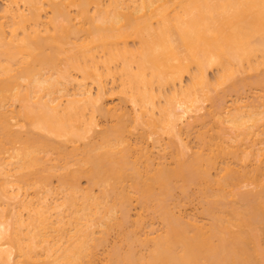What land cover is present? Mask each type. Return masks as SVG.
I'll use <instances>...</instances> for the list:
<instances>
[{"label":"bare ground","instance_id":"obj_1","mask_svg":"<svg viewBox=\"0 0 264 264\" xmlns=\"http://www.w3.org/2000/svg\"><path fill=\"white\" fill-rule=\"evenodd\" d=\"M0 264H264V0H4Z\"/></svg>","mask_w":264,"mask_h":264},{"label":"rangeland","instance_id":"obj_2","mask_svg":"<svg viewBox=\"0 0 264 264\" xmlns=\"http://www.w3.org/2000/svg\"><path fill=\"white\" fill-rule=\"evenodd\" d=\"M4 2V0H0V6L2 5V3ZM211 74H213V72H209V75L211 76ZM186 78V77H185ZM111 87V83L110 82H107V84H106V88H110ZM95 87L94 86H92V91L94 92L95 90ZM247 92H249V91H247ZM249 94H251L250 92H249ZM228 95V94H227ZM225 96L226 98V100H230V98H228L229 96ZM233 96V95H232ZM246 99H247V97H246ZM248 99H249V96H248ZM110 102V101H109ZM208 102V101H207ZM207 102H205V108L203 107V109H201L200 111H202V112H204V109H207V107H209V105H208V103ZM208 105V106H207ZM206 111V110H205ZM262 136V135H261ZM164 139H165V137H164ZM167 139V138H166ZM165 141V140H164ZM167 141V140H166ZM155 148H153V150H154ZM157 150V149H156ZM155 151V150H154ZM81 183H82V185H85V180L84 179H81ZM180 192L177 190V192H176V194L175 195H178ZM178 198H180L181 197V195H180V197L179 196H177ZM176 197V198H177ZM177 198V199H178ZM182 198V197H181ZM181 198H180V200H181ZM185 199V198H184ZM184 199H182V201H184ZM188 201V202H187ZM181 202V201H180ZM201 203H202V201L201 200H199V197H198V193L196 192V189L195 188H193L192 186H191V188H189V196L185 199V201L183 202V203H181L182 204V208L185 210V211H187V210H189V211H187V212H189V213H195L194 215H201L202 216V206H201ZM186 207H185V206ZM133 207L131 206V209H132ZM194 209V210H193ZM133 211H135V210H133L132 209V211H131V213L133 212ZM133 214V213H132ZM158 222V220H157V218L155 219V226L156 227H158V226H160V224L159 223H157ZM114 235V234H113ZM111 237H114V236H112V234L110 235V237H109V242H111ZM113 239V238H112Z\"/></svg>","mask_w":264,"mask_h":264}]
</instances>
